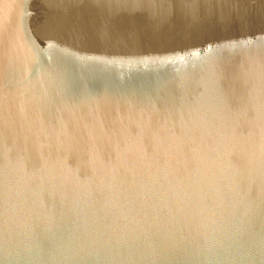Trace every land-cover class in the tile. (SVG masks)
<instances>
[{
  "label": "water",
  "instance_id": "water-1",
  "mask_svg": "<svg viewBox=\"0 0 264 264\" xmlns=\"http://www.w3.org/2000/svg\"><path fill=\"white\" fill-rule=\"evenodd\" d=\"M0 264H264V0H0Z\"/></svg>",
  "mask_w": 264,
  "mask_h": 264
}]
</instances>
